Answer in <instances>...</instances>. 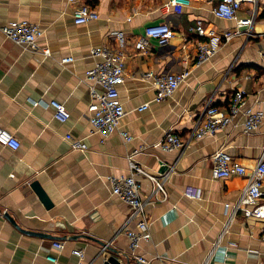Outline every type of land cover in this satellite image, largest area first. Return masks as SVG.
<instances>
[{
	"label": "crops",
	"instance_id": "crops-1",
	"mask_svg": "<svg viewBox=\"0 0 264 264\" xmlns=\"http://www.w3.org/2000/svg\"><path fill=\"white\" fill-rule=\"evenodd\" d=\"M85 1L99 18L77 25L73 6L65 0H0V28L20 20L38 25L42 44L52 54L26 51L0 31V126L20 141L17 151L0 146V264H76L73 250L84 252L83 264H103L108 257L138 264L121 232L129 207L111 195L108 177L128 175V158L139 147L145 150L133 161L148 174L157 176L166 166H176L166 186L167 199L148 208L151 237L137 254L149 264H200L246 184L241 176L212 179L211 156L222 149L246 169L254 168L264 150V125L245 134L242 120L235 121L213 137L192 142L180 158L178 151L164 152L158 144L167 132L186 139L206 103L225 108L235 90L245 91L247 106L264 109V13L250 39L235 37L222 44L191 31L198 21L206 31L234 27L212 14L216 0H190L181 14L164 10L168 0ZM248 7L238 16H246ZM165 22L175 32L168 45L149 40L145 51L135 49L145 27ZM199 40L215 43L218 50L195 67ZM102 45L126 58L118 90L125 111L120 130L132 136L130 142L116 132L101 143L91 132L89 85L83 78L96 61L90 49ZM66 56L74 61L61 65ZM185 68H191L190 76L165 101H155L156 91L141 79L148 70L163 74ZM51 100L64 104L70 114L66 122L55 120L52 108L33 105ZM145 103L147 109L137 111ZM66 134L83 139L87 150H72ZM136 180L141 197H148L152 182L143 176ZM35 181L50 207L30 187ZM189 188L199 192L198 198L184 195ZM262 192L264 199V184ZM54 242H63V249H55ZM108 242L110 250L102 254V244ZM263 258L264 220L237 213L210 264H261Z\"/></svg>",
	"mask_w": 264,
	"mask_h": 264
},
{
	"label": "built area",
	"instance_id": "built-area-1",
	"mask_svg": "<svg viewBox=\"0 0 264 264\" xmlns=\"http://www.w3.org/2000/svg\"><path fill=\"white\" fill-rule=\"evenodd\" d=\"M67 4L73 6L72 18L75 24L83 25L98 20V13L86 3L85 0H65ZM248 4L247 15L239 17L242 7ZM190 5V0H168L163 4L165 11H172L181 14L183 9ZM212 14L222 20L234 22V27L222 30L206 31L202 21H198L191 28L199 38L208 37L212 40H219L222 44L228 43L235 37L245 36L250 39L253 36V27L264 13V0H216L212 8ZM264 22V17L262 18ZM4 37L19 47L31 53L40 54L44 57H51V49L42 44L43 30L36 24L26 20L12 22L0 28ZM175 32L169 23H159L144 28V34L135 42V49L145 51L149 46V40H154L160 47H164L174 38ZM218 46L208 41H198L195 44L194 66L199 67L209 62L217 53ZM96 61L90 68L83 81L89 85L90 103L88 105L89 122L91 132L98 135L100 142L104 141L112 134L118 133L124 142H130L132 136L126 131L120 130L121 119L125 116V111L119 101L118 84L122 83L125 76L126 58L125 55L116 50H112L106 45L96 46L89 52ZM264 56V53L262 54ZM74 61L72 56H66L59 60L61 65ZM191 68H185L179 72L168 71L163 74H155L153 71H146L141 79L156 91L155 101H165L170 98L178 87L190 76ZM34 106L42 105L52 108L53 118L61 123L66 122L70 114L65 109L63 103L51 100L49 102L35 101ZM148 104L137 107V111L147 109ZM242 120V129L245 134L253 133L261 125H264V109L247 106L246 95L243 90H235L229 98L225 108L206 103L203 110L196 117L193 128L186 139L180 138L173 132L165 133L158 144L160 150L164 152L178 151L179 158L184 154L192 142L206 137H213L217 132L232 125L235 121ZM65 140L72 150H87V144L83 139H75L71 134L65 135ZM0 146L11 151L20 148L19 139L11 132L0 126ZM145 150L139 147L131 153L128 158L129 174L124 176H109L108 182L110 193L129 207V214L121 228L128 238L129 250L133 259L138 264H149L144 256L137 254V250L142 242L150 241L148 208L157 202L167 199L166 186L175 171L176 164L166 166L165 170L157 176L148 174L136 162L133 157ZM211 178L214 180L229 178L231 176H241L246 179V184L234 202L227 220L222 228L219 239L213 244L209 254L200 264H210L212 254L220 243V239L226 232L237 213L245 217L264 220V199L262 187L264 184V150L261 158L252 169H246L237 163L227 152L222 149L217 150L211 156ZM136 176H143L153 184L151 194L141 197V184L136 180ZM187 198H198L197 190L188 189L184 192ZM111 242L102 246L101 253L108 250ZM53 247L61 250L63 242H54ZM73 256L77 258L76 264H83L84 252L73 250ZM47 260L55 263L54 257L48 256ZM261 264H264V258Z\"/></svg>",
	"mask_w": 264,
	"mask_h": 264
},
{
	"label": "water",
	"instance_id": "water-1",
	"mask_svg": "<svg viewBox=\"0 0 264 264\" xmlns=\"http://www.w3.org/2000/svg\"><path fill=\"white\" fill-rule=\"evenodd\" d=\"M30 187L34 190V192L38 195V197L43 202V204H45L46 207H50L52 205L48 196L46 195V193L41 188V186L39 185L38 182L35 181V182L31 183ZM23 233H26L28 235H41L39 233L26 231V230H23ZM73 237H75V236H72V238H68V239H74ZM102 246H103V244H102ZM108 250H110V248H108ZM103 264H119V262L113 257H108L107 259H105L103 261Z\"/></svg>",
	"mask_w": 264,
	"mask_h": 264
},
{
	"label": "trees",
	"instance_id": "trees-1",
	"mask_svg": "<svg viewBox=\"0 0 264 264\" xmlns=\"http://www.w3.org/2000/svg\"><path fill=\"white\" fill-rule=\"evenodd\" d=\"M261 17H264V14Z\"/></svg>",
	"mask_w": 264,
	"mask_h": 264
}]
</instances>
